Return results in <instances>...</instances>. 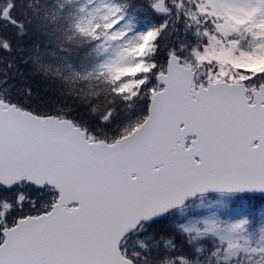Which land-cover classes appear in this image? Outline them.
Masks as SVG:
<instances>
[{
	"label": "snow or ice",
	"instance_id": "6c2138e0",
	"mask_svg": "<svg viewBox=\"0 0 264 264\" xmlns=\"http://www.w3.org/2000/svg\"><path fill=\"white\" fill-rule=\"evenodd\" d=\"M0 264H264V0H0Z\"/></svg>",
	"mask_w": 264,
	"mask_h": 264
}]
</instances>
